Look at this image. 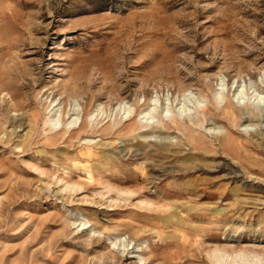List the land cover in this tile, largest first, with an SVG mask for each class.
Returning a JSON list of instances; mask_svg holds the SVG:
<instances>
[{
  "label": "rangeland",
  "instance_id": "rangeland-1",
  "mask_svg": "<svg viewBox=\"0 0 264 264\" xmlns=\"http://www.w3.org/2000/svg\"><path fill=\"white\" fill-rule=\"evenodd\" d=\"M221 251L264 262V0H0V264Z\"/></svg>",
  "mask_w": 264,
  "mask_h": 264
},
{
  "label": "bare ground",
  "instance_id": "bare-ground-1",
  "mask_svg": "<svg viewBox=\"0 0 264 264\" xmlns=\"http://www.w3.org/2000/svg\"><path fill=\"white\" fill-rule=\"evenodd\" d=\"M228 258H229L228 254L224 251L215 252L213 255V259L216 264H226ZM242 263L244 264H264L261 257L255 256L251 258L249 255L245 253H240L239 255L233 258V264H242Z\"/></svg>",
  "mask_w": 264,
  "mask_h": 264
}]
</instances>
